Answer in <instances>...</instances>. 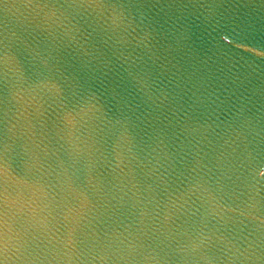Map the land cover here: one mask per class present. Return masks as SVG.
Instances as JSON below:
<instances>
[{
	"label": "water",
	"instance_id": "1",
	"mask_svg": "<svg viewBox=\"0 0 264 264\" xmlns=\"http://www.w3.org/2000/svg\"><path fill=\"white\" fill-rule=\"evenodd\" d=\"M0 264H264V0H0Z\"/></svg>",
	"mask_w": 264,
	"mask_h": 264
}]
</instances>
